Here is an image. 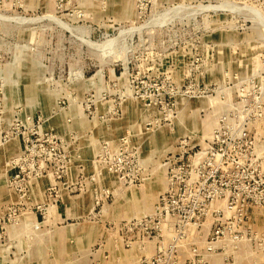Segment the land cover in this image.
<instances>
[{
    "label": "rangeland",
    "instance_id": "374dc122",
    "mask_svg": "<svg viewBox=\"0 0 264 264\" xmlns=\"http://www.w3.org/2000/svg\"><path fill=\"white\" fill-rule=\"evenodd\" d=\"M0 264H264V0H0Z\"/></svg>",
    "mask_w": 264,
    "mask_h": 264
},
{
    "label": "built area",
    "instance_id": "2783aa9c",
    "mask_svg": "<svg viewBox=\"0 0 264 264\" xmlns=\"http://www.w3.org/2000/svg\"><path fill=\"white\" fill-rule=\"evenodd\" d=\"M28 142V141H27ZM31 142H33L31 144ZM36 139H29V144L32 148H26L22 150L21 155L16 156L12 161V168H14V173L11 176V186L17 191L21 196L28 195L29 185H32V181L38 179L46 173V169L43 165L42 160H40V152L35 153L33 151ZM25 154H29L26 157ZM59 177V176H57ZM56 182L49 188V193L54 191ZM166 200V195H162L161 201Z\"/></svg>",
    "mask_w": 264,
    "mask_h": 264
},
{
    "label": "crops",
    "instance_id": "0c3cea01",
    "mask_svg": "<svg viewBox=\"0 0 264 264\" xmlns=\"http://www.w3.org/2000/svg\"><path fill=\"white\" fill-rule=\"evenodd\" d=\"M69 178H70V176H68V180H69ZM66 192H67V195L66 194L64 195L63 193H59L57 196L58 198L56 199L57 204H56L55 208L57 209V212H56L57 214L55 213L53 215V217L55 218L54 221L56 222V227H57L56 232H58V230H62V232H63L69 228L71 229L73 227H76L77 223H72V222H68V221H71L74 218H77L78 216H79V218L86 216V214L93 209V206L90 205L89 197H84L83 191H82L83 193H81L83 195L82 197H84L83 199L80 198L79 194L78 195H69L70 193H68V191H66ZM64 196L67 198L64 199L65 198ZM65 200L68 202V204H66ZM74 216H76V217H74ZM63 223H65V224H63ZM86 235L87 236H85V238L89 236L88 233ZM128 250H130V249H122V252L126 253ZM130 258H131V256H130Z\"/></svg>",
    "mask_w": 264,
    "mask_h": 264
}]
</instances>
